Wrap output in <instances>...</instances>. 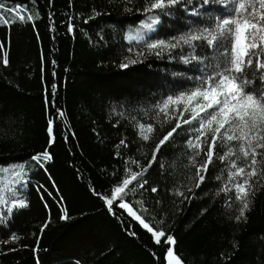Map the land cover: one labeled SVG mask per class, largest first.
<instances>
[{
  "label": "trees",
  "instance_id": "1",
  "mask_svg": "<svg viewBox=\"0 0 264 264\" xmlns=\"http://www.w3.org/2000/svg\"><path fill=\"white\" fill-rule=\"evenodd\" d=\"M0 3V20L8 21L0 23V168L23 170L20 183L5 175L1 184L0 200L7 203L0 202V264H166L164 239L157 244L120 209L121 198L111 209L105 202L130 171L144 169L122 201L154 230L175 238L183 264H264V177L256 181L246 218L238 221L235 193L221 191L227 161L214 159L196 187L187 147L194 125H183L152 162L156 145L176 123H165L157 106L198 87L211 72L205 65L219 53L197 41L195 55L206 59L185 64L181 57L193 51L187 45L160 56L146 45L213 27V18L226 14L223 6L199 7L193 0L161 14L144 12L149 0ZM16 5L26 6L24 21L11 11ZM194 8L200 15L191 14ZM149 16L159 18L153 31L142 28ZM137 34L143 39H127ZM128 60L137 63L122 68ZM250 87L259 88L260 81ZM138 124L154 126L149 140L139 136ZM225 150L218 144L215 151ZM45 151L51 160L35 159ZM203 162L201 154L197 164ZM13 199L27 207L9 215ZM64 210L68 219H62Z\"/></svg>",
  "mask_w": 264,
  "mask_h": 264
},
{
  "label": "snow or ice",
  "instance_id": "2",
  "mask_svg": "<svg viewBox=\"0 0 264 264\" xmlns=\"http://www.w3.org/2000/svg\"><path fill=\"white\" fill-rule=\"evenodd\" d=\"M192 3L193 0H149L144 12L160 10L161 14H167L166 9L176 5L186 7ZM197 3L199 7L219 4L224 7L226 14L214 17V26L211 28L191 32L173 41L159 40L146 45V48L157 56L165 49L171 51L187 45L193 51L181 57L185 64L193 61L202 64L206 59L195 55L197 41H203L208 48L219 53L217 61L205 65L211 72H204L198 87L176 96H168L157 106L159 113L164 115L165 123L172 120L176 123L156 145L152 162H156V154L160 152L161 147L169 142L183 125H194L190 129L192 136L187 141V147L193 152L189 162L196 167V187L203 183L208 166L214 159L227 161V182L221 191L235 193V199L240 203L239 215L236 217L239 221L246 218L245 213L250 209V197L255 192L256 181L264 177V0H197ZM4 7L5 5L0 3V9ZM11 11L15 13L17 20H25L22 13L27 11L26 6L16 5ZM191 14L200 15L199 9L194 8ZM27 19L32 20L33 16L28 15ZM148 21L142 23V28L153 31L154 26L159 23V18L149 16ZM0 23L7 24L8 21L0 20ZM127 39L129 41L143 39V36L129 35ZM2 62L8 64L6 52L3 54ZM134 63H137V60H128L122 63L121 67L127 68L129 64ZM250 75L252 79H249ZM257 79L260 81V87L251 88ZM186 113L188 118H185ZM59 115L63 116V113ZM52 124L53 121L50 120L49 133H52ZM137 128L139 136L145 141L149 140L155 131L152 124H138ZM54 142L55 136H51L50 144ZM124 143L122 140L121 144ZM218 144L226 149L223 154L215 151ZM201 154L204 156V162L197 164V157ZM35 159L49 161L52 157L45 151ZM240 161L243 162V166L238 163ZM7 171L9 170L0 168V174ZM144 171L146 169L138 173L130 171L129 178H125L122 185L115 188L113 198H106V205L111 209L114 200L121 198L118 204L120 209H125L144 229L152 233L157 244H160L163 238L169 245L166 250V264H183L175 252V238L166 235L162 230H154L141 215L137 214L131 204L122 201L126 194L125 189L132 181L142 176ZM12 174L16 177L14 183H20L22 168L20 171H13ZM217 179L221 177L218 176ZM139 186L143 187V184ZM152 191L155 192L157 189L153 188ZM178 195L184 194L179 192ZM0 202L7 203L2 200ZM24 207H27L25 200L13 199L8 214H11L13 208ZM62 219H68L67 210H64ZM44 227H47V224ZM10 239L15 241L18 237L13 235Z\"/></svg>",
  "mask_w": 264,
  "mask_h": 264
},
{
  "label": "rangeland",
  "instance_id": "3",
  "mask_svg": "<svg viewBox=\"0 0 264 264\" xmlns=\"http://www.w3.org/2000/svg\"><path fill=\"white\" fill-rule=\"evenodd\" d=\"M11 167V168H10ZM5 169H8L9 171L4 172L3 174H0V197L4 194L3 186L1 185L2 182L5 181V175H10L13 179H16V177L13 176V171H19L17 168H14L13 166H6Z\"/></svg>",
  "mask_w": 264,
  "mask_h": 264
}]
</instances>
